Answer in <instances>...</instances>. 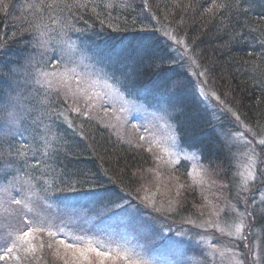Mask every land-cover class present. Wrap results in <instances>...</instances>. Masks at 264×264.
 Wrapping results in <instances>:
<instances>
[{
    "label": "trees",
    "instance_id": "obj_1",
    "mask_svg": "<svg viewBox=\"0 0 264 264\" xmlns=\"http://www.w3.org/2000/svg\"><path fill=\"white\" fill-rule=\"evenodd\" d=\"M31 2L38 0H0V68L17 67L22 58L28 59L36 51L32 47V29L26 22L34 19L28 10ZM122 2L127 7L98 9L105 18V25H101L90 10L73 9L71 18L81 31L68 35L80 50L98 62L105 75L113 77L112 81L126 98L134 99L149 110L163 109L172 127H175L180 148L198 154L200 163L211 173H217V179L225 184L228 198L231 200V196L237 194L238 198L240 191L236 193L238 189L232 175L235 169L232 152L218 135L217 123L197 99L194 80L190 75L191 62L187 57L182 56L180 60L173 54L171 43L177 49L182 47L181 54L184 52L183 46L174 43L168 34L183 40L197 60L199 68L194 66L193 72L205 92L211 95L214 91L219 97V101L214 98L217 103L223 101V104L220 103L223 108H230L241 121L259 133L264 129V45L260 43L264 34L259 31L264 26V19L261 18L264 16V0H242L243 7L249 11L246 16L241 14L239 17L222 8H212L213 0ZM52 15L62 19L69 16V12L67 9L62 12L57 10ZM46 22L52 26L53 30L49 31L51 36L57 27H53L52 20ZM109 23L112 27H108ZM114 27L120 30L113 31ZM233 28H238L244 34V39H234ZM253 28L257 31H251ZM145 49L164 58L161 71L149 68L146 62H139L135 53ZM201 71L205 72L204 76L199 75ZM25 78L24 73L17 76L16 81L0 80V90L7 93L10 83L16 82V87L22 91L27 85ZM165 81H175L179 86L166 89L162 87ZM26 98V105L32 113L35 112L38 101L33 95ZM48 107L59 111L67 109L61 100ZM78 118H74L72 127H69L63 118H56L53 112L52 120L48 121L63 141L54 163L58 170L65 171V178L83 179L86 174L92 184L81 183L77 193H49L52 202L74 211L86 210L96 214L103 210L108 214L113 210L112 206L106 199H97L93 193L105 197L117 193L127 204L135 206L137 213H143L142 203L138 201L135 191L143 173L152 165L148 151L122 140L110 128ZM30 133L36 135L31 129ZM261 160L264 161V158ZM260 174L264 175V172ZM258 182L261 186L264 184L259 179ZM258 190L255 189L254 193ZM195 194L193 191L187 197H196ZM73 197L79 198L71 202ZM182 207L183 211L186 204ZM143 214L151 217L148 212ZM178 222L183 223L181 220ZM250 226L260 231L264 228V217L259 215V211L255 224Z\"/></svg>",
    "mask_w": 264,
    "mask_h": 264
},
{
    "label": "snow or ice",
    "instance_id": "obj_2",
    "mask_svg": "<svg viewBox=\"0 0 264 264\" xmlns=\"http://www.w3.org/2000/svg\"><path fill=\"white\" fill-rule=\"evenodd\" d=\"M117 7H127V4L123 3L122 0H100V3H97V0H38V2L29 3L28 10L34 19L26 22L33 32L32 47L42 51H38L28 58L26 65L11 67L6 70L0 68V80H15L23 69L35 85L45 89L43 99L40 101L45 107L41 109L39 116L35 117L25 103L26 97H22L19 93L12 95L11 85L7 93L0 90V261L5 262V264H25V261H29V264H40L45 248L50 250L51 255L60 264H160L159 261H153L135 248L122 245L115 248L106 247L105 244L86 239L84 236L69 234L65 231L64 226L49 219L41 211L40 206L43 204L46 209L52 207L48 199L49 193H77L81 183H89L90 186L92 184L86 174L83 179L65 178V171L63 169L58 170L54 163L59 157L63 141L52 124L48 122L52 120L53 112H55L56 118H63L69 127H72V121L66 115L68 110L88 120L96 118V110H103L107 117L108 109L104 105L110 102L113 93L118 92L112 84L107 83V80H105L103 88H100L97 81H86L75 67H67L63 49L61 50L60 63L50 64L44 54L49 50L51 40L45 37L53 29L46 21L52 20L53 25L59 26L61 44L69 50H74L75 44L68 33L80 32L81 29L76 27L75 21L71 18L72 10H90L99 19L100 24L105 25V18L98 9L112 10ZM147 7V2H145V8L147 9ZM212 8H222L226 12L234 13L237 17L241 14L246 16L249 11L248 8L243 7L242 0H222V2L213 0ZM64 9L68 10L69 16L62 19L53 17V12L57 10L62 12ZM208 10L211 11L212 9ZM110 16L111 13L109 12V18ZM153 18L155 19V17ZM261 18L264 19V16ZM88 27L91 28L92 25L89 24ZM108 27H112L111 23L108 24ZM112 30L119 31L120 29L114 27ZM251 31H257V29L253 28ZM259 31L264 34V26ZM232 32L234 39H244V34L238 28H233ZM168 35L174 43L183 46L184 52L181 55L187 57L191 64L198 69L199 64L184 41L177 40L171 34ZM260 43L264 45V38L260 40ZM135 55L141 64L146 62L149 68L157 71L163 69L165 60L156 53L145 49L136 52ZM199 75L204 76L205 72L201 71ZM112 78L108 77V79ZM178 86L175 81H165L162 85L166 89H174ZM201 91L203 92V89ZM211 95L219 101V97L214 91L211 92ZM61 97L64 103L68 105L67 109L59 111L47 107V105L56 104ZM220 103L223 104L224 102L220 101ZM225 107L227 106L225 105ZM227 110L232 111L230 108ZM112 115L117 121L121 120V117L116 115L115 108L112 110ZM233 115L244 132L252 136L257 135L252 128L240 120L236 113L233 112ZM100 122L103 123L102 120ZM31 125L37 126L39 131L36 132V128L31 127ZM112 126L119 127V124ZM30 129L31 132H36V135H31ZM25 133H29V135H25ZM17 136L23 142L17 141ZM139 139L144 141L145 137L141 136ZM240 140H243L246 145L252 143L244 138V133L235 132L232 134V141L229 142V150L231 151L233 142ZM256 143L264 146V138L257 139ZM151 150L150 145L148 151ZM241 154L245 156L247 161L245 164L247 175L239 174L243 177L241 181L242 190H248L257 179L264 183V175L260 174L264 172V161L260 159L259 154L252 148H248ZM233 155L236 154L233 153ZM30 159H35L36 162L30 163ZM157 159L159 161V158ZM185 159L193 162L194 172H189L188 175L193 176L195 174L200 177V183H204L208 169L200 163L199 155L196 153L186 154ZM21 164L24 168L23 176L20 174ZM197 168L199 171H195ZM93 196L101 201L106 199L108 204L112 206L113 216L121 217L127 211L125 207L127 201L117 193H113L109 197L100 193H93ZM78 198L73 197L71 202ZM143 200L146 202V206L151 207L152 211L158 213L162 211L148 197H143ZM247 203L245 201L246 205ZM259 205V215L264 217V193H261ZM227 207L231 213H234L230 222L222 223L220 212L223 209L211 213V216H215L216 219H212L210 216L208 219L197 222V219L186 218L184 223L200 230L194 234L198 238L192 239L190 237V240L197 246H203L206 249L203 255L208 257L212 264H215L217 258L223 260L226 257L227 264H247L249 258H251L252 264H264V247H261L264 241L257 244L249 242L252 235L250 225H254L256 222L257 201L253 198L251 207H246L244 211L232 203H229ZM169 211H174V209L170 208ZM17 222L19 227H15ZM212 229L227 237L232 242V246L221 245L219 242L213 243L214 237L201 235V233H207ZM161 231H163V225ZM261 231H264V228ZM177 235L185 236L188 233L177 231ZM44 237L48 239L45 241ZM168 243L176 244L178 242L169 241ZM239 244L248 250L247 253L240 250ZM256 248L261 249L259 253H257ZM37 253H41V255H37ZM181 264H205V262L202 259L192 258L189 261L181 262Z\"/></svg>",
    "mask_w": 264,
    "mask_h": 264
},
{
    "label": "rangeland",
    "instance_id": "obj_3",
    "mask_svg": "<svg viewBox=\"0 0 264 264\" xmlns=\"http://www.w3.org/2000/svg\"><path fill=\"white\" fill-rule=\"evenodd\" d=\"M30 1L31 0H28V2ZM261 2L263 3V1ZM12 13L13 12H11L10 15H12ZM53 27H57L54 29L55 31H53V34L50 36V32H48V35L45 37L51 40L49 50L44 54L50 64L60 63L62 56L61 50L63 49L64 60L67 67H75L77 72L80 73L86 81L95 80L100 88H103L104 82L107 80V83L112 84L113 87L118 90V92L111 95L110 102L104 105L108 109L107 117L103 110H96V118L91 120L97 124L99 123L102 126L110 128L115 135L122 140L137 144L147 151L151 145L152 150L148 151V153L151 156L152 165L143 173L139 181L140 184L135 191L138 196V201L142 203L143 213L148 212L151 214V217L141 212L137 213L135 211V206L129 204H126L125 207L127 211L123 213L121 217L113 216V210H110L108 214L103 212V210L98 211L96 214L87 212L86 210L74 211L64 206H56L49 195L48 199L52 207L46 209L43 207V204H41V211H43L54 223L64 226L65 231L69 234L84 236L86 239H91L94 242L103 243L106 247L111 246L115 248L118 245H122L135 248L153 261H159L160 264H181V262L189 261L192 258L202 259L205 264H212L211 260L203 255L206 249L203 246H197L190 240V237H192V239L198 238L195 237L194 234L200 230L192 228L190 224L184 223V220L191 217L192 219H197V222H199V220L210 218L212 212L223 209V211L220 212L222 223L230 222L234 213L229 211L227 207L228 204H235L241 211H244L246 207H251L253 198L257 201L256 213L258 211L260 212L259 201L261 193H264V184L261 186L257 179L248 190H242L241 181L243 177L239 174L244 173L247 175V170L245 168L247 161L245 156L241 153L245 152L248 148L254 149L255 152L259 154L260 159L264 158V146L256 143L257 139L264 138V129L260 130L256 136L244 132V129L235 119L233 112L231 111L230 113V111L223 108L220 103H217L211 95L205 92V88L203 85H200L197 75L193 72L194 66L189 64L190 75L192 80H194L193 83L197 99L206 107L213 120L217 123L216 130H219L218 135L221 136L226 146L229 147V142L232 141V134L235 132L244 133V138L252 142L250 145H246L243 140L232 143L231 152L235 167L232 175L236 183V189H238L236 193H238V191L240 192L238 198L237 194V196H231L232 198L230 200L228 198V189L225 184L217 179V173L213 174L208 171L204 183H200L199 176L195 174L193 176L188 175L189 172H194V168L193 162L185 159V155H191L193 152L180 148L175 127H172L163 109L156 108L149 110L134 99L126 98L122 94L120 87L117 86L112 79H108L110 76L104 74V69L98 65V62L96 60L94 61L93 57L85 53V51L80 50V47L73 39L72 41L75 44L74 50H69L65 45L61 44L59 26L54 25ZM171 46L172 51L175 52L173 54L180 60L183 59L180 53L182 47L180 46L181 49H177L176 45L173 43H171ZM38 51L42 50L36 49L34 55ZM37 59H39L38 56ZM27 60L26 58H22L18 66L26 65ZM20 74L21 76L24 74L23 69H21L18 74L19 77ZM24 83L27 85L23 87L22 91H19L16 87L17 83L11 82L10 85L13 89L12 95H16L17 93L22 97H30L33 95L38 101L37 104L39 106H35V112H33L32 115L34 117L39 116L41 109L45 107V105L40 103L43 99L45 89H41L38 85H35L27 75ZM201 89H203V92ZM59 100L68 108V105L64 103L62 97ZM69 102L71 103V101ZM113 108L116 109V115L121 117L120 121H117L112 115ZM66 112V115L71 121L76 117H79L78 119L80 120H88L70 110ZM101 120L103 123L100 122ZM117 124H119V127L112 126ZM33 127L36 128V132L39 131L37 126L33 125ZM25 135H29V133H25ZM141 136L145 137L144 141L139 139ZM16 140L23 142L19 136L16 137ZM29 142L31 143V140H29ZM233 153L236 155H233ZM157 158H159V161ZM35 162V159H30V163ZM21 166L23 167L22 164ZM195 171H199V169L197 168ZM23 173L24 168L21 169V176H23ZM255 189H259V192L254 193ZM193 191L196 193V197H190L191 200L187 195L191 194ZM240 193H242V198H240ZM41 195H43V193H41ZM143 197H148L149 200L154 202L156 207L161 208L162 211L159 213L152 211L150 206H146ZM245 201L248 202L247 205ZM184 204H186V209L182 211V206ZM170 208L174 209V211H169ZM178 212L182 214L180 215ZM211 218L216 219L215 216H211ZM180 220L183 223L178 222ZM174 221L176 222L174 223ZM162 225L163 231H161ZM19 226L18 222L15 223V227ZM177 231L187 232L188 235L178 236ZM201 235L214 237L213 243L219 242L221 245L232 246V242H230L227 237L216 232L214 229L207 233H201ZM44 239L46 241L48 238L44 237ZM163 241L166 243L158 247ZM169 241H177L178 243L170 244L168 243ZM261 241H264V234L254 227L249 242L257 244ZM239 247L241 251L247 253L248 250L244 249L242 244H239ZM261 247H264V244H262ZM260 250V248H256L257 253H259ZM37 255H41V253H37ZM42 257L40 264H60L47 248L44 249ZM0 264H5V262L0 261ZM25 264H29V261H25ZM215 264H227V257L223 260L217 258ZM247 264H252L251 258H249Z\"/></svg>",
    "mask_w": 264,
    "mask_h": 264
}]
</instances>
